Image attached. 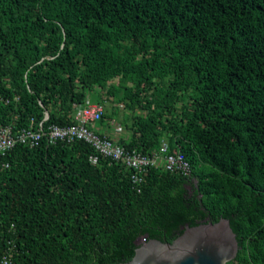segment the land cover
Here are the masks:
<instances>
[{
  "label": "trees",
  "instance_id": "16d2710c",
  "mask_svg": "<svg viewBox=\"0 0 264 264\" xmlns=\"http://www.w3.org/2000/svg\"><path fill=\"white\" fill-rule=\"evenodd\" d=\"M87 99L112 104L98 134L165 141L189 174L148 167L137 188L83 139L18 142L0 156V264H117L220 218L228 264H264V0H0V125H70Z\"/></svg>",
  "mask_w": 264,
  "mask_h": 264
},
{
  "label": "built area",
  "instance_id": "2783aa9c",
  "mask_svg": "<svg viewBox=\"0 0 264 264\" xmlns=\"http://www.w3.org/2000/svg\"><path fill=\"white\" fill-rule=\"evenodd\" d=\"M101 112V106L95 102L86 100L85 104L76 106V124L67 126L52 125L47 129L34 130L31 127L12 128L11 125H0V156L10 150L16 143H25L33 146L37 144L42 136L47 141L55 140L83 139L91 143L96 150L104 156L110 157L123 164L130 171L132 182L139 188L142 182V175L146 173L148 167H160L166 170L189 174L190 166L181 152H168L166 143L162 144L160 151L151 154L141 153L135 150H125L122 146L113 143L106 137L99 136L87 124L96 120ZM7 166V162H2ZM9 253L3 255L2 264L9 263Z\"/></svg>",
  "mask_w": 264,
  "mask_h": 264
},
{
  "label": "water",
  "instance_id": "95a60500",
  "mask_svg": "<svg viewBox=\"0 0 264 264\" xmlns=\"http://www.w3.org/2000/svg\"><path fill=\"white\" fill-rule=\"evenodd\" d=\"M238 249L227 218L188 226L171 242L142 238L133 256L117 264H228Z\"/></svg>",
  "mask_w": 264,
  "mask_h": 264
},
{
  "label": "bare ground",
  "instance_id": "6f19581e",
  "mask_svg": "<svg viewBox=\"0 0 264 264\" xmlns=\"http://www.w3.org/2000/svg\"><path fill=\"white\" fill-rule=\"evenodd\" d=\"M98 103V102H97ZM100 106H101V112H100V115H101V113H102V111H103V105L102 104H100V103H98ZM76 115V114H75ZM100 115H99V117L96 119V120H94L93 122H91V123H88L87 124V126L90 128V129H92V125L94 124V122L95 121H97L99 118H100ZM47 117V112L45 113V118ZM74 119L76 120V123H77V119L74 117ZM76 123H73V124H76ZM52 125H55V124H52ZM51 125V126H52ZM71 125V124H70ZM56 126H60V125H56ZM65 126H67V125H65ZM92 130H94V129H92ZM95 131V130H94ZM96 132V131H95ZM97 134H98V132H96ZM99 136H103V137H106L107 139H109L110 141H112L113 143H115V144H118V145H120V146H122L123 148H124V146L123 145H121L120 143H117L115 140H112L111 138H109L108 136H106V135H100V134H98ZM56 141V140H55ZM163 143H166V149H167V151H168V145H167V142H165V141H163ZM162 143V144H163ZM125 149V148H124ZM9 151V150H8ZM139 152V151H138Z\"/></svg>",
  "mask_w": 264,
  "mask_h": 264
},
{
  "label": "crops",
  "instance_id": "0c3cea01",
  "mask_svg": "<svg viewBox=\"0 0 264 264\" xmlns=\"http://www.w3.org/2000/svg\"><path fill=\"white\" fill-rule=\"evenodd\" d=\"M100 129L104 130L105 127L103 128L102 126H100ZM122 127L118 126L115 122H113L112 127H110L109 129H106V133H110V136H113L114 138H117L120 134H122L121 131Z\"/></svg>",
  "mask_w": 264,
  "mask_h": 264
},
{
  "label": "rangeland",
  "instance_id": "374dc122",
  "mask_svg": "<svg viewBox=\"0 0 264 264\" xmlns=\"http://www.w3.org/2000/svg\"><path fill=\"white\" fill-rule=\"evenodd\" d=\"M103 105H104L105 108L112 106V104L110 103V101H105ZM120 132L122 134H126L127 133V131L124 128H122Z\"/></svg>",
  "mask_w": 264,
  "mask_h": 264
},
{
  "label": "flooded vegetation",
  "instance_id": "af4514ba",
  "mask_svg": "<svg viewBox=\"0 0 264 264\" xmlns=\"http://www.w3.org/2000/svg\"><path fill=\"white\" fill-rule=\"evenodd\" d=\"M141 240V239H140Z\"/></svg>",
  "mask_w": 264,
  "mask_h": 264
}]
</instances>
